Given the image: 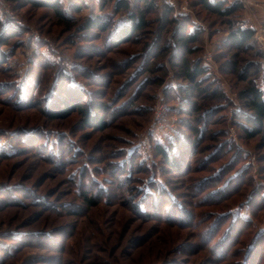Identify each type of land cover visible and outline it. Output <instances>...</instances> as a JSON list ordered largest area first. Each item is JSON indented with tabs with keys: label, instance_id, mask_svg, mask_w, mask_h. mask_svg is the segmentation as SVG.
Segmentation results:
<instances>
[{
	"label": "rangeland",
	"instance_id": "374dc122",
	"mask_svg": "<svg viewBox=\"0 0 264 264\" xmlns=\"http://www.w3.org/2000/svg\"><path fill=\"white\" fill-rule=\"evenodd\" d=\"M57 1L70 25L0 0V264H264V144L245 136L239 97L264 63V0H214L240 4L226 16L129 0L147 23L130 39L114 36L128 21L120 0ZM95 17L103 29L80 30ZM236 28L254 33L242 48L226 40ZM179 32L197 34L192 52L171 45ZM182 57L202 70L197 85Z\"/></svg>",
	"mask_w": 264,
	"mask_h": 264
},
{
	"label": "trees",
	"instance_id": "16d2710c",
	"mask_svg": "<svg viewBox=\"0 0 264 264\" xmlns=\"http://www.w3.org/2000/svg\"><path fill=\"white\" fill-rule=\"evenodd\" d=\"M27 1L31 5H34V6L50 7L52 10L56 12L58 17L64 21V23H67L68 25H70L67 19L63 17L61 12L57 9V7L59 6L57 0H27ZM141 1H145V0H141ZM198 1L206 10L215 11L217 14L223 15V16L230 15L241 8L238 2H235L234 5L226 8L223 6V4L220 1H217V2H215L214 0L213 1L212 0H198ZM133 2L130 3L129 0H120L118 1V3H116V11L117 12H127L128 21L123 26L116 28L114 32L115 37L121 34V35H125L127 39H130L132 35H134L135 33H139L145 29L147 23L145 21L143 11L138 8L135 11H131V7H132L131 4H133ZM146 2H147L148 7L151 9L153 5L152 1L146 0ZM91 29H103V24L99 17L86 19L83 26L80 28V30H91ZM253 36H254V33L252 29L236 28L235 30L230 32L226 40L232 47L242 48L249 41H251ZM196 39H197L196 33L185 34L183 32L182 33L179 32V33H176L174 36H172L171 45L176 46L179 49L192 52V50L188 48V45L190 43H194ZM4 43L5 42L0 39V45H3ZM175 65H177V67L180 68L181 74L182 76L185 77V79L192 82L193 85H197L195 81V76H196V73L202 72L200 68L198 69L197 66L190 67L187 60L184 59L183 57L180 59V62L176 63ZM258 80H259L258 84L250 83L246 87H244V89L241 90V92L239 93V97H240V100L242 101L243 108H245L246 111L248 112L250 119L248 117L247 118L251 124V127L244 126L245 136L249 139L260 136L264 144V63L261 65V71H260ZM70 83H71L70 86L74 85V82H70ZM179 90H184V89L180 88ZM186 90L188 91V89ZM51 93H52V90L47 96L48 102L51 99L50 97ZM213 93L215 94L216 90H214ZM23 100H25V98H23ZM70 108L76 109L79 112V114L85 117L86 118L84 119L85 122L89 120L93 121L96 118L95 115L97 114L98 109H99V107H94L90 113V110L86 109L84 105H80V104H70ZM68 111H69L68 108H64V110L60 112L51 113V117L55 119L57 117H60L61 115L66 116L68 115ZM184 142L185 141L182 138H180L179 142L175 140V144H173V141L169 142V144L176 145V147H173V151H172V154H174L173 156H176L178 154L176 149H178L179 145L183 144ZM156 151L158 152V155L161 156L166 163L168 164L171 163L172 165L177 166L176 162L173 163L172 162L173 160H170L168 158L167 152L161 146L157 145ZM131 154L132 152L129 154V156ZM4 155L8 156V154H4ZM4 155L1 154V157L4 158L5 157ZM230 178H232V176ZM222 187H224V185ZM158 188H159V192H165L164 191L165 189H163L161 185ZM81 198L90 207H95L97 205L95 201L92 199V197H89L86 192L81 193ZM145 198H146V195H145ZM239 216L240 215L238 214L233 215V222H231V225L229 226L227 236L225 237V240L223 243H226V241L230 239V236L233 234L235 227L239 224V222L241 223V219ZM261 237L262 235L260 233L255 234V236L252 239L251 246H249L246 249V252H245L246 255L251 254L252 247H255L257 245ZM241 263L246 264L247 263L246 258Z\"/></svg>",
	"mask_w": 264,
	"mask_h": 264
}]
</instances>
